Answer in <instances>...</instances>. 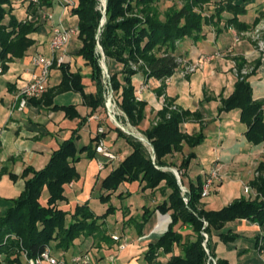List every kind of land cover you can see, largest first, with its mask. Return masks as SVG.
<instances>
[{"label":"trees","instance_id":"trees-1","mask_svg":"<svg viewBox=\"0 0 264 264\" xmlns=\"http://www.w3.org/2000/svg\"><path fill=\"white\" fill-rule=\"evenodd\" d=\"M12 1L14 0H0L2 73L9 68L10 63L28 55V51L36 44V34L44 26V22L47 23L42 19L43 10L58 3L57 0H40V5L36 8L37 5L32 0H16L26 7V14L21 17L14 13ZM72 1L74 6L70 8V14L76 17L78 35L83 43L78 55L91 68L90 77L97 92L86 95L81 75L72 72L70 64L66 63L58 68L62 71L61 85L48 88L41 99L29 101L54 112H63L71 120L79 119V123L72 136L52 153L43 169L36 171L28 168L21 175L24 189L18 198L11 200L9 207L0 216V264H26L23 260L24 252L33 258L46 247H51L56 256L62 257L76 247L78 240L83 239L80 243L82 246L90 237L99 238L98 247L101 249L105 244H117L112 239L113 235L103 228L107 217L118 211L115 206L110 205L113 196L118 194L121 200L131 196L129 191H121V186L131 183H139L143 197L150 203L144 204L142 212L137 215H133L129 207L120 208L119 211L125 213L120 215L123 226L134 225L137 235L141 237L156 212L170 217L168 230L146 247L147 264H206L208 256L218 258L213 245L214 237L225 242L238 239L232 231L226 234L221 232L227 223L237 220L247 221L260 228L262 233L256 238V248L262 252L264 163L258 167V177L250 183L257 196L254 199H236L216 211L208 210L205 206L198 209L206 180L199 176L190 180L187 186L184 183L192 161L197 158L194 150L204 143L206 135L203 126L199 133L188 134L182 130V125L191 118L201 119L198 112L179 110L166 98L167 107H163L158 113L156 124L142 130L152 152L139 139L125 135L107 121L103 134L99 135L97 129L96 135L87 145L80 148L77 145L79 132L89 118L94 114L102 117L105 113L98 45L109 62L124 65L122 74L112 75L109 67L111 83L121 93L118 101L131 124L139 128L146 119L148 103L136 100L139 88L133 83L134 76L141 74L147 81L154 79L162 82L171 78L184 60L176 54L178 43L187 39L200 42L209 26L216 28L218 34L233 27L238 32L254 29L260 23L261 15L252 24L243 23L239 19L247 15L246 4L250 0H183V6L180 9L171 8L165 14L164 21L160 19L161 15L155 5L160 0H107L105 15L98 7V0ZM209 6L214 7L213 12L207 10ZM135 11L142 17L128 16ZM225 14L229 18L225 19ZM103 20L105 23L102 25ZM222 22L225 23L224 29H220ZM140 62L143 64L134 70L131 64ZM238 63L241 70L246 61L240 59ZM165 90L166 85L162 83L157 89V95L165 94ZM61 92L81 94L83 106L89 109V114L82 117L75 106L54 105V95ZM221 103L220 113L233 110L241 112L240 121L247 126L244 136L248 143L254 146L264 143L263 103L254 100L252 86L246 78H239L233 94L222 99ZM105 118L103 116L102 119ZM111 131L117 132L118 137L125 140L130 153L121 161L105 167L108 173L101 181L99 190L100 201L109 204L106 213L96 215L88 202L77 205L71 213L61 209L59 204L67 201V188L80 176L76 163L83 154L88 158H97L98 141L100 138L105 139ZM185 147H188L190 153L183 159L180 167L170 164L168 157L183 153ZM175 171L180 175L182 186L188 190V203L184 202ZM11 176L15 179V175ZM45 188L48 199L47 204L42 205L40 200ZM159 197L162 200L153 205L154 199ZM188 226L196 231L197 237L193 242L184 241L182 229ZM123 229L124 227L121 236L126 237ZM204 234L208 235L206 246ZM52 244H55L54 248ZM177 249H181V252L178 253ZM84 250L80 254L89 252V249ZM160 256H166L167 260L159 261ZM217 264L230 263L227 259L218 258Z\"/></svg>","mask_w":264,"mask_h":264},{"label":"rangeland","instance_id":"rangeland-1","mask_svg":"<svg viewBox=\"0 0 264 264\" xmlns=\"http://www.w3.org/2000/svg\"><path fill=\"white\" fill-rule=\"evenodd\" d=\"M37 6L40 5V0H32ZM99 5L98 7L103 8V2L101 0H98ZM106 7H107V0ZM183 0H160L155 5L157 6L159 13H160V19L165 20V14L171 9L176 8L180 9L183 6ZM13 7H14V13L18 16H24L26 14V7L22 6V4L16 0L12 1ZM262 5L264 7V0H250L247 4V10H248V17H246L247 21H251V16L254 15L256 9ZM207 10L209 12L214 11L213 6L207 7ZM70 11V9H69ZM43 13H52L54 20L51 22L45 23L44 26L38 32L35 36L36 44L34 46V50H32L31 53L35 52L36 48L38 49L39 53L42 55H48L49 48H50V38H49V30L53 26H61L60 20L62 15L65 13L64 8L61 7H55V8H45L42 12ZM32 15V13H29ZM262 18L260 20V23L252 29L250 32L243 33L240 32V34L236 33V39L239 41L240 39H246L250 41V43L254 46L256 52L264 55V13H260ZM129 17L131 16H139L136 11L133 13L128 14ZM244 17V18H245ZM77 24L76 20H65L63 22V25L65 28L69 27H75ZM186 41V40H185ZM185 41L178 43V50L176 52L177 55L182 56L181 58L186 60L187 57V49L188 44L185 43ZM189 42V41H188ZM195 42V41H194ZM83 43L79 37V35L73 36L69 46H68V54L73 59L71 64V71L74 73H79L82 77V83L85 87V94H95L97 92L96 85L91 80V74L92 70L90 67L86 66L85 60L81 55H78L79 50L82 48ZM31 55V54H29ZM237 66L236 70L240 78H244L247 76L248 73L253 69V66L250 64L247 66V61L244 67L240 70L239 69V59L236 57L232 58ZM189 62H184V64H188ZM106 64L108 67H110L111 74H122L124 70V65L117 63L115 61L109 62L106 60ZM143 64V62H140L139 64L132 63L131 66L134 70L140 68V66ZM2 65V64H1ZM50 85L53 87H57L61 85L62 82V71L60 69H53L51 72V78H50ZM102 82V87L104 89V83ZM138 78L137 76H134L133 83L135 85H138ZM112 85V83H111ZM112 90L114 92V98L116 100L118 109L123 112L124 114H121V116L118 118L119 121L122 123V126L124 130H120L125 135L137 138V139H143V142L149 149L150 152H152V148L150 144L148 143L147 139L142 133V130H145L146 128L156 124V119H154L153 112H150L147 114L146 112V119L142 122L139 128L134 127L128 119V116L125 114L124 110L119 104V96L121 93H118L113 85ZM53 104L58 106H75L77 109L84 113L85 107L83 106V97L79 93L74 92H61L54 95L53 98ZM98 115V114H94ZM93 115V116H94ZM103 116H106V113L102 114ZM101 115V116H102ZM92 116V117H93ZM102 116V118H103ZM37 122L42 126V133L47 134L50 132L51 134H56V139L54 140L55 145L59 146L63 142H65L67 139H69L72 134L73 130L77 128L76 126V120H71L69 118L64 117L61 114H58L55 119L50 121L49 118L46 117L45 114L42 113L41 117L37 119ZM213 127L206 131V139L202 145H200L196 151L198 152V157L196 160L192 161L191 169L195 171L198 175H201L204 177L205 180L209 177L213 166L217 165L219 160L222 159V161H227V159L233 158V153H235L237 150L240 151L242 147V140L239 132V130H234L228 133L226 130L227 126H224L221 128V121L220 120H213ZM106 122L99 123V127H106ZM226 124V123H225ZM98 127V128H99ZM226 127V128H225ZM96 125H92V130L94 134L96 135ZM129 132L130 134H128ZM58 135V136H57ZM82 139L81 142H78V147H81L83 144L88 143L89 136L81 132ZM223 136V139L221 138ZM229 136L232 140L229 141ZM107 144L109 147H112L114 150L122 149L123 155L127 156L130 153L129 147L126 145L125 140L122 137H118L117 132L111 131L107 136ZM113 138H117V141L115 144H112ZM227 138L228 140H226ZM106 139V138H105ZM223 140V142H221ZM246 144V141H244ZM243 143V144H244ZM236 147V150H233L232 148ZM231 150L230 152H227ZM233 150V151H232ZM190 153V150L188 147H185V151L181 154H174L172 157H168V162L170 164H173L177 168L180 167L183 159ZM262 159V158H261ZM260 159V160H261ZM259 160V161H260ZM257 161H251L247 166H244L245 169H243V183L239 176H236L234 174H230L228 178H223L224 173L219 171V169L214 168L218 172V180L214 181L209 196L206 198H203L201 201V204L198 205V209L200 210L204 206L208 210H219L229 204H231L234 200L245 198V199H254L257 196L256 191L251 189L250 183L258 177L259 171H258V164H254ZM77 170L80 174L79 179L75 182H73V187H68L66 190L67 195V201L62 202L59 204V207L65 211L73 212L77 205H82L83 203L88 202L91 210L98 216H101L106 213L109 204H104L100 201L101 192L99 190L101 181L107 176L108 171H99V164L97 161V158H88L86 155H82L81 160L76 163ZM236 166V165H235ZM240 168H243V165H238L237 168L239 171ZM176 170V169H175ZM191 170V171H192ZM189 171V170H188ZM187 171V175H188ZM176 172V171H175ZM176 175H179L178 172H176ZM175 175V176H176ZM180 176V175H179ZM177 181L179 183L178 176H176ZM223 178V179H222ZM187 178H184V183L187 186ZM22 178L11 180V177L1 176L0 178V209L2 208V205L9 204L12 199H16L19 197L21 191H22V185H21ZM180 185V183H179ZM181 187V185H180ZM246 188H249V192L246 193ZM182 190V188H181ZM121 191L123 192H130L131 196L125 198V199H119L118 194L113 196L110 205L115 206L118 211L117 214H111L106 219V224L104 226V230L107 232H110L112 235H123L122 234V228L124 233V236L127 237V248L126 250L119 252L118 244H105L104 248H99V238L98 237H90L87 238L85 241L86 246L89 248V256L96 260L98 257L103 256L104 262L102 264H107V261L113 257L114 263L113 264H147V261L145 259V253L146 248L144 246L149 245L150 243H153L155 239L150 237H144L143 241H139L137 238V230L134 225H125L123 226V222H121L120 215L125 214L124 212L121 213L119 211L120 208L129 207L130 211L133 215L140 214L142 212V206L146 203H150L145 197H143V193L141 192V187L139 183H131V184H125L121 186ZM182 194L184 198L188 199L187 192L185 193L182 190ZM48 199V192L45 188L42 193L41 197V203L42 205L47 204ZM158 201V200H157ZM156 201V202H157ZM185 202V201H184ZM186 203V202H185ZM169 216V215H168ZM68 222L70 221V216L68 217ZM204 224L207 226V223L204 222ZM229 231H232L234 235L238 236V239L236 241H221L219 237H214L213 239V245L216 248V255L218 258H226L228 259L230 264H264V255L260 254V252L256 249L255 243L256 238L258 235H256L254 232H258L257 230H253L251 226L245 222L244 220H237L233 222H229L226 224V226L221 231L222 233L226 234ZM158 232V231H157ZM183 235H184V241L186 242H193L196 240V231L192 228L183 227L182 229ZM205 242L204 246H206L208 242V235L204 234ZM82 240H78L76 243V247L78 251H80V243H82ZM52 247H55V244H52ZM81 247V246H80ZM75 248H71L68 252H66V256L70 257L72 253L75 252ZM250 249V251H247ZM181 249H177V252L180 253ZM86 251V250H84ZM207 254H209L208 250H206ZM218 258H212L211 256H208V259L206 261V264H217ZM166 256H160L159 261H166Z\"/></svg>","mask_w":264,"mask_h":264},{"label":"crops","instance_id":"crops-1","mask_svg":"<svg viewBox=\"0 0 264 264\" xmlns=\"http://www.w3.org/2000/svg\"><path fill=\"white\" fill-rule=\"evenodd\" d=\"M56 6L61 7L60 4L54 3L50 8H55ZM260 13H264V7L262 5H260L258 9H256L254 15L251 16V21L246 20L245 16L248 17V15L241 16L239 19L243 23L252 24L257 16L261 15ZM224 18H229V15L225 14ZM65 20H76V17H72L70 11L65 10V13L61 17L60 25H63ZM224 26L225 23L222 22L220 24V29H224ZM250 31L251 30L243 33ZM49 33V38L51 39V29L49 30ZM236 33L240 34V32L233 27L224 29L218 34L216 28L209 26L204 31V39L200 42H194L191 39H187L185 43L188 44V48H186L188 54L185 58L186 60L183 61L189 62L190 64H199L198 69L194 73L186 75L184 73V67L186 65L182 64L176 73L170 78V83L166 85L165 94L166 98L171 101L172 105L179 108V110H188L192 113L198 112L201 115V119L199 120L191 118L184 123L182 125V130L184 132L188 134L199 133L202 128L201 126H203L205 133L213 127L212 121L215 119L221 121V128H223V130L224 126H227V128H225L228 133L231 132L232 134V131L236 129L241 132V150H237L233 153L234 156L232 159H227V161H222V159L219 160L218 164L213 166L212 170L214 168L219 169V171L224 173L223 178L225 179L228 178L230 174L239 176L242 181L240 183H243L244 166H247L251 161H257L254 164L258 165L264 163V143L259 146H254L247 142L244 136L247 131V126L240 121L241 112L239 110H233L229 113H220L219 110L222 107L221 100L229 98L233 94L235 84L240 78L238 73L235 74L237 72V66L232 59L233 57H236L239 60H246L248 64L247 66L250 64L253 66V69L244 78H246L252 86L254 100L263 103L264 110V55L256 52L250 41L246 39H240L237 41ZM34 46L28 51V55L25 58L17 59L13 63H10L9 68L0 75V178L3 175H8L11 177V180L15 181L16 179L21 178V175L28 168H32L36 171L43 169L48 164L52 153L59 147L54 143L56 134L53 135L50 132L43 134L41 131L42 126L37 122V119L41 117L42 113L45 114L50 121L55 119L58 114L65 117L63 112L51 111V109L44 107L41 104L37 105L35 103H29L23 110L18 109L16 106L19 89L29 81L32 73L35 71L31 61L32 57L35 54H38L39 51L36 48L35 52L31 53L32 50H34ZM67 48L65 50V60L66 63H69L71 66L73 59L68 54ZM216 52H220L222 55L213 60L206 59L208 56H211ZM50 55L49 48V53L45 56L48 57ZM136 76L139 80L138 85H136L137 88L143 83L148 85V89L144 90L141 95L142 101L148 103L147 114L153 112V118L158 121V113L163 109L157 95V89L160 84L154 79L147 81L141 76V74ZM50 82L51 81L49 80L48 88L53 87L50 85ZM79 113L84 117L89 114V109L85 107L84 113H81L80 111ZM78 123L79 119L76 120V126ZM93 124H95L98 129L99 123L91 117L87 124L80 130V139L77 143L83 140L81 132H84L89 136L88 141L95 136L92 130ZM107 136L106 139L102 138L105 140L106 144L108 139ZM221 138L223 139V136ZM225 139L228 140L227 138ZM230 140L232 139L229 136V141ZM116 141L117 138H113L112 144H115ZM244 141H246V144ZM221 142H223V140H221ZM88 143L83 144L82 146H85ZM109 148L114 153L118 154L121 157V160L123 159L124 155L121 151L122 149L114 150L112 147ZM196 149L194 151L198 157L199 154ZM232 149L236 150V147ZM230 151L231 150L227 152ZM97 161L98 164H100L103 161V158L97 156ZM240 164L243 165V168H240L242 171L235 169V167L237 168ZM191 166L186 177L187 185L190 180H195L199 176L202 177L193 171ZM99 171L106 170L99 169ZM11 175H15V179H13ZM202 178L205 180V175ZM21 185L23 190V179L21 180ZM69 187L72 188L73 183ZM160 200H162V198H155L152 204L154 205ZM9 205L10 203L1 206L0 216L6 211ZM169 224L170 217L168 215H162L156 212L145 227L141 237H150L156 241L168 230ZM248 224L253 230L258 231L254 232L256 235L262 233L257 225ZM137 238H139V236ZM261 245L264 246V242H261ZM84 246H86L85 242L81 247L79 246L80 251L77 252L78 249L75 248V252L71 255L80 254V252L86 248ZM147 246H144V248ZM86 249L89 248L87 247ZM247 251H250V249ZM259 252L264 255V250ZM98 258H102L100 263L104 262L103 256Z\"/></svg>","mask_w":264,"mask_h":264},{"label":"built area","instance_id":"built-area-1","mask_svg":"<svg viewBox=\"0 0 264 264\" xmlns=\"http://www.w3.org/2000/svg\"><path fill=\"white\" fill-rule=\"evenodd\" d=\"M103 2V8L100 7V10L105 15L106 13V2L105 0H101ZM58 4H60L65 10H69L74 6V2L72 0H57ZM42 19L46 22L53 21V15L51 13H43ZM105 21V20H104ZM78 34V27H69L65 28L64 26H52L51 28V39H50V56H45L42 54H35L32 57L31 64L34 67L35 71L32 73L31 78L27 83H25L18 92L17 99H16V106L18 109L23 110L29 104L30 100H38L43 97L48 89V83L50 80L51 72L55 68H59L60 66L66 64L65 60V50L69 46L73 36ZM98 52L101 55L100 65L102 69V81L104 83V109L106 113V118L102 119L99 115H94L92 117L93 120L97 121L98 123L102 122H109L117 129L124 130L122 123L119 121V117L121 114H124L118 109L116 100L114 98V92L112 90L111 85V76L109 73V67L106 64V57L102 51V48L98 45ZM222 54L220 52H216L211 56H208L207 60H213L215 58L220 57ZM184 64V61L182 62ZM184 73L191 74L194 73L197 69L199 64H185ZM2 74V65L0 63V75ZM160 86L162 83L168 85L170 83V78H167L162 81H158ZM159 86V87H160ZM148 89V85L143 83L137 92L136 100L142 101V93L144 90ZM160 104L162 107H167L166 103V94L158 96ZM175 109V107H172ZM105 131L104 127L98 128V134L101 135ZM130 134L129 132H127ZM137 139V138H136ZM143 141V139H139ZM96 153L98 156L103 158V161L99 164V169L104 170L108 164H113L116 162L121 161V157L114 153L110 148L107 146L104 139L100 138L98 144L96 146ZM178 176L179 183L181 185L182 190L186 193L188 190L182 186L180 176ZM218 172L216 169H213L207 178L204 187L202 197L206 198L209 196L210 189L214 183V181L218 180ZM246 193L249 192V188H246ZM184 201L188 203V199L184 198ZM112 239L115 243L118 244L119 252L126 250L127 248V237H122L119 235H113ZM144 237H140L138 240L143 241ZM23 260L26 264H102L100 263L102 260H94L89 256V253H82L77 255H72L67 257L66 254H63L62 257H58L53 253L51 247H46L38 256L36 257H29L27 252L23 253ZM114 260L111 257L107 264H113Z\"/></svg>","mask_w":264,"mask_h":264},{"label":"water","instance_id":"water-1","mask_svg":"<svg viewBox=\"0 0 264 264\" xmlns=\"http://www.w3.org/2000/svg\"><path fill=\"white\" fill-rule=\"evenodd\" d=\"M105 23V21L103 20V22H102V25ZM175 173V175L177 174L176 172H174ZM177 176V175H176Z\"/></svg>","mask_w":264,"mask_h":264}]
</instances>
